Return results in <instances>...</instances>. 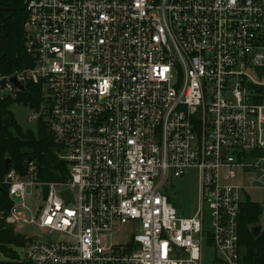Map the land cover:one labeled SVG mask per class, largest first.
Instances as JSON below:
<instances>
[{
    "label": "built area",
    "instance_id": "1",
    "mask_svg": "<svg viewBox=\"0 0 264 264\" xmlns=\"http://www.w3.org/2000/svg\"><path fill=\"white\" fill-rule=\"evenodd\" d=\"M24 5L32 65L0 75V101L38 89L29 120L48 128L66 179L43 182L29 161L25 175L0 180L11 202L5 222L39 232H17L27 241L17 261L202 264L207 242L219 264H244L237 221L254 185L264 209V0ZM187 171L198 180L188 218L168 187ZM33 190L35 211L25 205ZM123 228L129 236L115 240ZM53 232L72 239L41 240Z\"/></svg>",
    "mask_w": 264,
    "mask_h": 264
},
{
    "label": "trees",
    "instance_id": "2",
    "mask_svg": "<svg viewBox=\"0 0 264 264\" xmlns=\"http://www.w3.org/2000/svg\"><path fill=\"white\" fill-rule=\"evenodd\" d=\"M25 0H0V75L8 76L15 71L30 67L31 58L26 54L23 36V24L26 19ZM12 13V16L10 14ZM22 103L36 108L40 103L38 89L26 86V90L15 100L0 101V180L9 170L19 175L26 173V163L34 161L39 170V179L43 182H60L66 179V165L57 157L56 145L46 125L39 121L37 133L22 131L16 124L10 107ZM9 118V123L5 122ZM23 149L29 154L24 155ZM10 161L5 167V161ZM11 207L7 189L0 185V254L7 261L1 264H29L18 262L17 249L25 246L26 240L14 228L5 222V216ZM238 238L241 260L244 264H264V209L261 205L248 200L241 204L238 216ZM262 226L257 237L251 229Z\"/></svg>",
    "mask_w": 264,
    "mask_h": 264
},
{
    "label": "rangeland",
    "instance_id": "3",
    "mask_svg": "<svg viewBox=\"0 0 264 264\" xmlns=\"http://www.w3.org/2000/svg\"><path fill=\"white\" fill-rule=\"evenodd\" d=\"M10 110L13 114L14 120L16 124L22 129V131L30 130L33 133H37L38 130V123L34 121H30V110L22 103H15L10 107ZM252 178V175H248L244 177L243 179L246 181L247 179ZM241 181L240 179H237L235 181L229 182V185H240ZM168 187L172 190L174 193V200L177 204V207L180 211V215L182 217H192L195 213H197L198 210V180H197V174L194 171H187L181 178L173 179ZM247 196H242V201H246L249 199L250 202L261 205L262 203V194L260 190L258 189L257 185L252 186L251 189H248L246 191ZM13 201L16 203L19 201L16 198H12ZM41 198L39 195V192L36 190H33L31 195H27L25 198V205L32 211H35V209L40 205ZM207 210H204V227H209V220L207 217ZM262 227V226H261ZM262 230V229H261ZM18 233L28 235L31 232L38 234V231H35L34 229L31 230L29 227H23L22 229L17 230ZM41 240L44 242H69L71 241V237H69L67 234L62 232H53L52 234H42L40 233ZM129 236V232L123 228L120 231V236L118 241H123L125 237ZM17 252L22 255V250L17 249ZM3 261H7L3 255L0 254V264ZM202 264H219L217 255L213 247L208 244L207 242H204L202 247V258H201Z\"/></svg>",
    "mask_w": 264,
    "mask_h": 264
},
{
    "label": "water",
    "instance_id": "4",
    "mask_svg": "<svg viewBox=\"0 0 264 264\" xmlns=\"http://www.w3.org/2000/svg\"><path fill=\"white\" fill-rule=\"evenodd\" d=\"M0 10H4V9H3V8H0ZM10 16H12V13L10 14ZM0 45H1V43H0ZM11 82H12L17 88H19V89H21V90L23 89L22 86L19 85V84L17 83V81H16L15 78H11ZM5 122H6V123H9V118H5ZM22 153H23L24 155H28V154H29V151H28V149H23V150H22ZM9 164H10V161L7 159V160L5 161V167L8 168V167H9ZM42 190H43V199H46V195H47V187H46V186H43V187H42ZM61 196H62V197H66V198H68V201H72V196L70 195V193H69L68 190L62 191V192H61ZM261 229H262L261 226H256V227L252 228V229H251V233H252L253 237H257V236L260 234Z\"/></svg>",
    "mask_w": 264,
    "mask_h": 264
}]
</instances>
